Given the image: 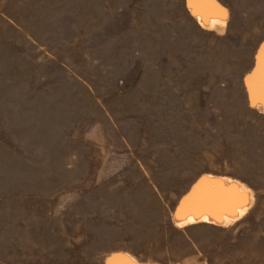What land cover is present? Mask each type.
I'll list each match as a JSON object with an SVG mask.
<instances>
[{
    "label": "rangeland",
    "instance_id": "rangeland-1",
    "mask_svg": "<svg viewBox=\"0 0 264 264\" xmlns=\"http://www.w3.org/2000/svg\"><path fill=\"white\" fill-rule=\"evenodd\" d=\"M202 2L0 0V264H264V0Z\"/></svg>",
    "mask_w": 264,
    "mask_h": 264
},
{
    "label": "bare ground",
    "instance_id": "bare-ground-1",
    "mask_svg": "<svg viewBox=\"0 0 264 264\" xmlns=\"http://www.w3.org/2000/svg\"><path fill=\"white\" fill-rule=\"evenodd\" d=\"M198 2L199 0H188V6L190 9H192L195 19L201 25L204 26L205 25V20H204L205 14L202 12L201 6L205 5L206 2L205 3L202 2V4L197 5ZM196 5L197 7H199V9L196 8ZM214 23H218V20L216 18H212V20H210V25H213ZM260 72H264V44L261 46L256 56L255 69L252 71V73L249 76L246 77L245 83L248 88H250L252 82L255 80L256 76L259 75L258 73ZM257 96H258V93H255V98H257ZM254 100L256 101V99ZM198 187H199V184L194 189V191H192L180 203L179 211L177 214V221L182 225H187L190 223H198V222H212V221L215 222L216 221L213 214L204 212V211H212L216 206V201L213 199L210 200L212 197V193L204 188L198 190L197 189ZM223 199L224 198H221L218 200L219 202L218 207L222 206L221 202L223 201ZM181 211H182V217L180 216ZM124 258L125 257H122V256L112 257L109 259L108 264H119V262L122 264L125 261H120V260H123Z\"/></svg>",
    "mask_w": 264,
    "mask_h": 264
}]
</instances>
